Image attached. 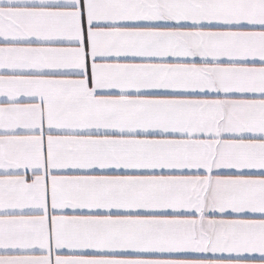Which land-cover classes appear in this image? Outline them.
Segmentation results:
<instances>
[{
  "label": "snow or ice",
  "instance_id": "1",
  "mask_svg": "<svg viewBox=\"0 0 264 264\" xmlns=\"http://www.w3.org/2000/svg\"><path fill=\"white\" fill-rule=\"evenodd\" d=\"M0 264H264V0H0Z\"/></svg>",
  "mask_w": 264,
  "mask_h": 264
}]
</instances>
